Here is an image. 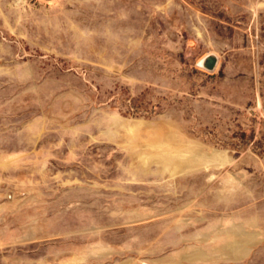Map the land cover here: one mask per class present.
<instances>
[{"label":"rangeland","instance_id":"1","mask_svg":"<svg viewBox=\"0 0 264 264\" xmlns=\"http://www.w3.org/2000/svg\"><path fill=\"white\" fill-rule=\"evenodd\" d=\"M0 264H264V0H0Z\"/></svg>","mask_w":264,"mask_h":264}]
</instances>
